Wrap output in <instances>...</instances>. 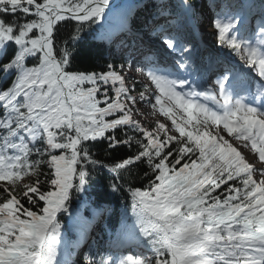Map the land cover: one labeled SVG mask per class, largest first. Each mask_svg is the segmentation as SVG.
Listing matches in <instances>:
<instances>
[{"label":"snow or ice","instance_id":"1","mask_svg":"<svg viewBox=\"0 0 264 264\" xmlns=\"http://www.w3.org/2000/svg\"><path fill=\"white\" fill-rule=\"evenodd\" d=\"M109 4L0 0V264H74L58 213L68 212L93 176L106 171L108 187L120 192V181L142 166L150 183L128 187L135 219L124 233L141 251L121 256L92 244L86 223L82 264H264V21L258 39L247 43L233 33L234 18L214 24L219 43L257 77L247 82V96L237 91L243 78L236 74L225 72L214 87L197 91L186 77L158 74L146 56L158 92L149 96L124 74L127 60L102 72L72 70L85 27L102 20ZM180 7L197 10L189 0ZM144 8L152 13L145 35L156 33L167 48L190 55L160 23L173 19L169 0H144ZM126 31L143 41L139 31ZM187 68L181 61L177 70ZM145 103L158 106L171 127L157 121L150 129L135 119ZM104 144L103 158L93 155ZM119 148L136 151L117 158L111 153ZM121 243L118 235L114 245Z\"/></svg>","mask_w":264,"mask_h":264},{"label":"trees","instance_id":"2","mask_svg":"<svg viewBox=\"0 0 264 264\" xmlns=\"http://www.w3.org/2000/svg\"><path fill=\"white\" fill-rule=\"evenodd\" d=\"M197 1L198 0H191V2L195 4ZM169 3L173 6V13L182 17L183 10L180 7L181 5L176 0H169ZM129 5H131L132 9L135 8L133 16L136 22L134 25L136 27H147L145 23L138 19L139 17H150V13L144 8V0H116L111 8L121 7V9H123ZM120 23L119 16H110L108 19H105L104 16L102 20L91 26H86L83 39L74 49L77 55L71 66L72 70L80 72H102L107 69L108 64L120 65L125 63V60L117 58L114 52V47L119 46L121 40L114 44L111 39V37L114 38L113 35L117 33ZM74 27L75 22H71L65 26L63 30L65 39L72 34ZM29 66H32L31 61L29 62ZM135 83L138 91H141L143 86L138 81H135ZM146 125L151 129L154 127L155 122L149 120L146 122ZM106 147V144L98 145L92 150L93 155L99 154V156L103 158ZM135 151V148L131 151L127 148H119L111 154L119 158L123 155H132ZM106 162L113 163L114 161L106 159ZM184 162L187 161H182V164ZM145 171H149V175H151L150 170H148L146 166L139 168L133 167L130 180L120 181V183L124 184V188L120 192H113L108 187L109 180L112 179V176L106 171L101 172L93 176L90 181V186L87 187L85 192L74 194L68 212L58 213L57 219L63 225L62 246L64 244L68 245V250L73 253L71 259L74 264H76V257L83 260L81 253H78V247L82 244L80 241L82 228L87 223L90 224L91 229V226L96 224V221L100 219L101 216H103V224L106 229L104 232L100 229L98 235L96 233L94 234L95 245L102 247L101 245L103 241L106 240L108 232H110L114 240H116L119 235L122 241L127 243L131 242L130 240H125L122 234L123 230L125 231L126 225H131L134 221L131 219V199L127 189L129 186L141 187L142 189L146 188L150 181L144 176ZM25 181L31 182L28 177H25ZM22 203H25V206H29L26 200H22ZM32 210L35 211L38 209L33 208ZM125 214L128 216V219L125 226L121 229L119 228V223L122 216Z\"/></svg>","mask_w":264,"mask_h":264},{"label":"rangeland","instance_id":"3","mask_svg":"<svg viewBox=\"0 0 264 264\" xmlns=\"http://www.w3.org/2000/svg\"><path fill=\"white\" fill-rule=\"evenodd\" d=\"M207 7V4L206 3H203V9H201L200 11V15L198 16L201 20H203V12H206L207 10H205V8ZM119 14V10L118 8H115V9H112L110 10L109 12L106 13V18L108 16H113L115 17L116 15ZM174 19V18H173ZM201 28L204 29V30H207L206 27L202 24L204 23H201ZM199 24V25H200ZM145 30V29H144ZM210 32L212 33H209V35L207 36L208 39H209V42L211 43V46L213 48V50H215L217 52V54L220 55H223L224 56V63L230 68V69H233L232 71H234L235 69L240 71V70H243V71H250V68L248 65L245 64V62L243 60H241L239 57H234V58H230L228 57L226 54H225V51H224V45H221L219 43V40H218V30L216 31V28H209ZM176 34L175 36H179L181 34V31L178 32L177 30H175ZM215 31V32H214ZM214 32V33H213ZM234 32V31H233ZM208 33V32H207ZM233 34V33H232ZM162 41V40H161ZM160 43V42H159ZM163 50H166V46L164 45V48ZM189 52H190V55L189 53L186 52L185 56L183 57L184 58V61L186 62L187 60L191 59L192 58V51H193V48H190L188 49ZM181 54V53H180ZM222 56V57H223ZM221 57V56H220ZM226 57V58H225ZM173 60L177 61L178 65L181 61H183L182 59L180 58H173ZM124 74L125 75H132L134 78H137L138 80H140L142 83H144L146 86H148L149 88H151V91L150 92H147V91H144L146 95H149L151 96L154 93L158 94L157 90L155 89V86L151 83V81L149 82V79H145V77H140L138 75H136V73H134L132 71V68L128 65L124 68ZM183 72V70L181 71ZM186 73H190L188 70H186ZM224 74V73H223ZM221 76V75H220ZM186 76V74L182 75V78H184ZM193 77V76H192ZM188 82L191 83V82H199L198 80H192V78H187ZM193 85V84H192ZM194 86V85H193ZM188 90V89H187ZM179 116H184L183 113H178V116H177V119L179 120ZM134 118L139 120L144 126L148 127L146 125V122H148L149 120L150 121H153V122H157V121H160V122H164L166 124H168L170 127H171V121L168 120L166 117H164L162 114H159L158 112V106H157V109L154 111L153 109H151L150 105L148 104H143L140 108H139V111L134 113ZM185 119H186V116H185ZM222 127V125H221ZM174 135H179L178 133H176L175 131H173ZM226 138H229L230 137H227ZM237 145H239L240 142H236ZM239 150L242 152L243 150H245V154L248 155L245 156L246 159L250 162V163H253L255 164L257 167H260L261 166V163L262 162H259L258 161V157L255 155V154H249L250 153V150L249 149H245L243 148L242 146L239 147ZM131 214H132V211H131ZM133 216V214H132ZM134 217V216H133Z\"/></svg>","mask_w":264,"mask_h":264},{"label":"bare ground","instance_id":"4","mask_svg":"<svg viewBox=\"0 0 264 264\" xmlns=\"http://www.w3.org/2000/svg\"><path fill=\"white\" fill-rule=\"evenodd\" d=\"M163 23H167L166 21H164V20H162V22H161V24H163ZM246 75H249V73H243V75L242 76H246ZM212 81V79L211 78H209L208 79V82H211ZM242 154H244L245 156H247L248 157V155L247 154H245V150H243L242 151Z\"/></svg>","mask_w":264,"mask_h":264}]
</instances>
